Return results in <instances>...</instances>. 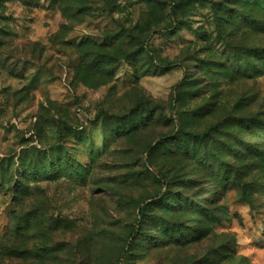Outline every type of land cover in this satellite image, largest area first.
Masks as SVG:
<instances>
[{
	"label": "rangeland",
	"instance_id": "374dc122",
	"mask_svg": "<svg viewBox=\"0 0 264 264\" xmlns=\"http://www.w3.org/2000/svg\"><path fill=\"white\" fill-rule=\"evenodd\" d=\"M177 1L0 0V264H264V0Z\"/></svg>",
	"mask_w": 264,
	"mask_h": 264
},
{
	"label": "trees",
	"instance_id": "16d2710c",
	"mask_svg": "<svg viewBox=\"0 0 264 264\" xmlns=\"http://www.w3.org/2000/svg\"><path fill=\"white\" fill-rule=\"evenodd\" d=\"M189 0H179V1H177L176 3L177 4H181V3H184V2H188ZM172 14H175V12H174V7H172ZM159 177H161V178H165L164 177V175L162 174V173H160V172H157L156 173ZM139 232L137 231V229H136V231H134L133 233H132V238H134L135 237V235L136 234H138Z\"/></svg>",
	"mask_w": 264,
	"mask_h": 264
}]
</instances>
